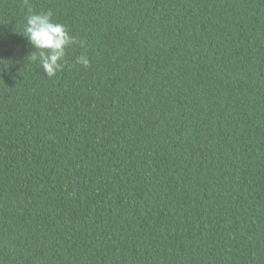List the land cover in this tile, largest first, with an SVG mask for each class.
Masks as SVG:
<instances>
[{
    "label": "trees",
    "instance_id": "trees-1",
    "mask_svg": "<svg viewBox=\"0 0 264 264\" xmlns=\"http://www.w3.org/2000/svg\"><path fill=\"white\" fill-rule=\"evenodd\" d=\"M30 4L82 43L0 0V264H264V0Z\"/></svg>",
    "mask_w": 264,
    "mask_h": 264
},
{
    "label": "clouds",
    "instance_id": "clouds-1",
    "mask_svg": "<svg viewBox=\"0 0 264 264\" xmlns=\"http://www.w3.org/2000/svg\"><path fill=\"white\" fill-rule=\"evenodd\" d=\"M23 3L28 9L23 35L35 49L30 56L33 61L38 60L44 73L52 78L62 69L67 48L82 42L70 35L64 24L55 22L51 11L37 13L32 10L30 0H23ZM77 63L88 67L90 60L80 56Z\"/></svg>",
    "mask_w": 264,
    "mask_h": 264
}]
</instances>
